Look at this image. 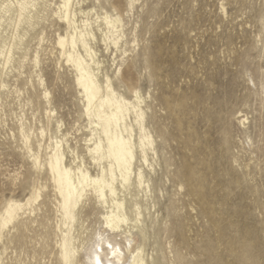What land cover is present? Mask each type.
<instances>
[{"label":"rangeland","instance_id":"1","mask_svg":"<svg viewBox=\"0 0 264 264\" xmlns=\"http://www.w3.org/2000/svg\"><path fill=\"white\" fill-rule=\"evenodd\" d=\"M101 1L122 14L130 40L124 60L99 42L103 71L128 97V85L141 90L156 140L154 170L144 166L151 194L137 198L143 217L131 229L135 245L148 264H264V0H137L131 10L128 0ZM94 7L85 0V9ZM45 26L42 69L51 105L37 81L36 89L26 83L30 59L23 74L5 77L9 90L0 89V210L8 198L28 196L35 181L48 186L26 225L6 233L5 264H61L57 202L48 174L34 172L21 149L20 118L39 130L54 108L73 146L86 152L88 121L71 76L57 78L49 53L57 27ZM40 30L31 31L29 58ZM133 205L127 198L132 216ZM103 212L94 199L87 204L85 249L103 230Z\"/></svg>","mask_w":264,"mask_h":264},{"label":"bare ground","instance_id":"2","mask_svg":"<svg viewBox=\"0 0 264 264\" xmlns=\"http://www.w3.org/2000/svg\"><path fill=\"white\" fill-rule=\"evenodd\" d=\"M136 1L128 0L130 10ZM95 3L98 9H85V0H0V89L9 90L5 77L14 76L15 70L23 74L20 70L30 59L33 70L27 74L26 83L36 89L37 81L44 99L51 105V91L42 69V52L47 50L48 43L45 24L57 27L49 53L55 57L57 78L62 79L64 74L71 76L77 90L83 116L88 121L82 129V134L87 132L86 152L81 154L78 146H73L72 132L65 131L63 119L57 118L52 107L46 112L47 127L36 130L21 117L19 133L21 149L34 172H45L50 179L57 202L61 264L80 261V264H148L145 249L135 245L131 229L138 227L143 217L137 201L139 194L146 197L151 194L144 166L154 170L150 154H157L156 140L146 124V97L141 90L128 85L132 92L128 97L115 85L107 70L103 71L105 62L99 54V42L104 44L106 52L115 49L114 56L119 52L124 60L130 40L122 14L116 9L115 13L106 10L101 0ZM38 27L41 30L36 33L37 46L29 58L30 42L35 38L31 31L35 33ZM17 52L20 55L16 57ZM16 91L20 96L21 90ZM1 102L0 96V129L4 121ZM246 121L245 117L240 119L242 125ZM92 164L96 172L92 171ZM47 188L35 181L25 198L6 200L0 210V248L3 247L0 264H5L6 233L26 225ZM127 198L133 200V216L127 210ZM91 199L104 210L103 230L89 238L91 246L85 249L81 218ZM112 235L115 239H111ZM119 236L122 243L118 241Z\"/></svg>","mask_w":264,"mask_h":264},{"label":"snow or ice","instance_id":"3","mask_svg":"<svg viewBox=\"0 0 264 264\" xmlns=\"http://www.w3.org/2000/svg\"><path fill=\"white\" fill-rule=\"evenodd\" d=\"M138 95V94H137Z\"/></svg>","mask_w":264,"mask_h":264}]
</instances>
